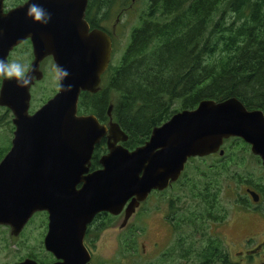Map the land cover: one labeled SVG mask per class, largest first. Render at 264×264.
Listing matches in <instances>:
<instances>
[{
	"label": "water",
	"instance_id": "95a60500",
	"mask_svg": "<svg viewBox=\"0 0 264 264\" xmlns=\"http://www.w3.org/2000/svg\"><path fill=\"white\" fill-rule=\"evenodd\" d=\"M30 3L50 13L48 23L26 16ZM86 6L87 0H25L7 9L0 0V58L7 61L27 39L33 55L27 86L5 77L0 84V106L12 112L14 126L0 160V226L17 236L36 212L45 211L43 244L56 259L50 264H92L83 239L96 215L124 213L126 224L152 191L179 179L189 158L222 155L224 139L244 140L264 166L263 110H249L235 97L204 99L174 113L133 149L123 145L128 135L112 119L111 104L106 123L92 113L80 114L81 92L99 89L112 55L110 35L90 27ZM46 57L56 67L58 88L30 113V88L42 78L39 66ZM102 138L107 151L99 157L100 167L89 171ZM18 264L39 263L25 259Z\"/></svg>",
	"mask_w": 264,
	"mask_h": 264
},
{
	"label": "trees",
	"instance_id": "16d2710c",
	"mask_svg": "<svg viewBox=\"0 0 264 264\" xmlns=\"http://www.w3.org/2000/svg\"><path fill=\"white\" fill-rule=\"evenodd\" d=\"M24 1L4 0V7L9 9ZM136 2L87 0L85 19L91 27L110 34L111 20ZM144 4L119 60L115 64L110 62L102 74L99 89L94 93L81 92L80 114L92 113L106 123L111 104L112 119L128 135L123 145L133 149L145 143L153 127L182 109L195 108L204 99L235 97L248 109L264 110V0H145ZM115 46L112 54L116 52ZM18 49L29 50V66L33 57L30 42H22ZM12 60L8 56V61ZM50 97L33 109L31 96V111ZM2 109L0 120L4 118L12 132V112L6 107ZM9 147L10 142L0 145V160ZM248 148L242 140L232 138L226 141L222 156L190 158V168L184 169L178 180L163 191H152L143 201L154 200L155 211L161 204L171 225L173 242L154 258L157 252H144L136 239L140 232L133 229L120 236L119 253L108 264H238L230 259L223 232L216 224L225 222L229 215L221 203L225 199V185L241 180L259 185L250 175H244L249 173L245 166L247 157L257 167L260 163ZM105 151L102 139L94 148L92 168L99 166L98 159ZM238 199L243 206L247 205ZM116 219L101 212L88 231L99 233ZM46 222L47 213L36 212L29 221V232L39 229L41 224L45 228ZM22 232L16 239L37 241L38 237H27ZM43 235L44 231L39 243L25 244L27 254L35 258L48 255ZM172 251L177 256H172ZM148 255L152 258L147 259Z\"/></svg>",
	"mask_w": 264,
	"mask_h": 264
},
{
	"label": "rangeland",
	"instance_id": "374dc122",
	"mask_svg": "<svg viewBox=\"0 0 264 264\" xmlns=\"http://www.w3.org/2000/svg\"><path fill=\"white\" fill-rule=\"evenodd\" d=\"M144 2L145 0H137L135 6L129 8V10L120 12L117 17L110 22L108 31L112 40V47L116 45V52L112 54L110 62H114L115 64L119 60L121 55L120 51L127 42L128 34L131 28L138 23L139 12L145 8ZM18 46H16V49L13 50L9 56L13 60H19L21 63L27 64L30 55L29 50L18 49ZM40 69L43 72L42 79L40 81L37 80L30 88V94L33 99H31L33 109L40 104L42 99H47L52 96L58 88L56 67L50 57L41 61ZM55 82H57V87ZM39 88L42 89L41 92H38ZM42 93L45 94L41 96L38 102V98ZM3 113L4 110L0 107V117H2ZM3 120L4 118L0 120V145H7L11 139V130L8 125L6 126ZM249 164L248 166L252 168L254 178L257 179V181L258 179L264 180V169L253 165L250 158ZM189 168L190 163L188 161L185 169L188 170ZM245 187L246 184L242 185L240 182H231L230 185H225V189L227 190L223 196L225 199L221 200V203L226 207L229 215L226 222L216 225H218L219 229H221L224 234L226 249L230 259L234 261V263L258 264L260 262L259 259L263 260L264 258L261 257L263 253L257 254V252H255L256 255H254L251 260H248L245 251L256 242L260 243L264 238V221L255 214L244 212L239 206L235 207L236 200L240 195H244L243 192H245ZM259 200H264V197H260ZM154 204V200H147L136 208L126 224L122 225L124 219V213H122L114 223L106 227L104 231L91 234L90 242L92 245L94 244L93 246L89 245L94 248L92 262L94 264H108L109 260L112 261L115 255L119 253L118 238L131 229H136V231L137 229L139 230L140 233H138L136 239L142 249L146 250L147 254L148 252H157L153 255L154 258L158 256L164 248L171 244L174 240L171 232V225L169 226L168 221L165 219L164 209L161 208L155 211L153 210ZM28 225L29 221L24 227V231L27 229ZM31 226L32 223L29 225L28 230L22 232V234L25 233L27 237H38L36 242H33L31 238L25 241L16 239L21 234L13 236L10 233L9 227L0 226V264H16L20 258L27 255L28 249L27 245L25 246L26 243H39V239L41 238L40 233L44 231L43 224L32 233L29 232ZM250 233L254 236L249 245L247 244L248 237H245ZM221 236L223 238V235ZM154 242H159V244L155 245ZM173 252L174 251H172V256H177ZM151 258L152 256H147V259Z\"/></svg>",
	"mask_w": 264,
	"mask_h": 264
},
{
	"label": "flooded vegetation",
	"instance_id": "af4514ba",
	"mask_svg": "<svg viewBox=\"0 0 264 264\" xmlns=\"http://www.w3.org/2000/svg\"><path fill=\"white\" fill-rule=\"evenodd\" d=\"M112 21V20H111ZM89 24V23H88ZM112 24H113V22H112ZM90 25V24H89ZM91 27V26H90ZM91 28H94V27H91ZM25 41H29L30 42V40L29 39H27V40H25ZM30 45H31V43H30ZM14 49V48H13ZM46 58H49V57H46ZM51 58V57H50ZM32 59H33V57H32ZM32 59H31V61H32ZM52 59V58H51ZM31 61H30V63H31ZM248 109V108H247ZM257 108H253V109H251V110H256ZM250 110V109H249ZM259 110H262V109H259ZM30 112H33V111H30ZM263 113H264V110H263ZM101 123H105V122H101ZM13 130H14V127H13ZM13 130H12V132H11V134L13 133ZM103 138H105V137H103ZM102 138V139H103ZM232 138H237V139H240V140H242L241 138H239V137H231V138H228V139H224V141H223V144L221 145V149L223 150V154H224V152H225V146H226V141L227 140H229V139H232ZM101 139V140H102ZM100 140V141H101ZM249 148H248V151H249V154L250 155H254V154H252L251 153V151H250V145L248 144V143H246L244 140H242ZM105 145H106V140H105ZM95 148V147H94ZM94 151V150H93ZM106 151H107V148H106ZM105 151V152H106ZM93 154V153H92ZM104 153H102V155H103ZM213 154H217L218 156H222V155H220L219 154V152H216V153H213ZM213 154H210V155H213ZM210 155H207V156H210ZM207 156H202V157H207ZM254 156H256V155H254ZM258 158H259V160H260V163H259V165H258V167H262L263 169H264V166H263V164H262V160L260 159V157L259 156H257ZM191 158H197V157H191ZM249 158L250 157H247V163H246V168L248 169V171H249V173L248 174H244V175H250L251 176V178L256 182V183H258L259 185L257 186V187H255L254 185H252V184H249V183H247L246 182V180H241L240 181V184H246V187H245V192H243V194L244 195H240L239 196V199L238 200H240V201H242V202H246V206H243L239 201H237L236 200V206L235 207H237V206H239L240 208H242L243 210H244V212H246V213H252V214H255V215H257V216H259L263 221H264V200H259V198L260 197H264L263 195H264V192H262V191H264V180H262V179H258V181H257V179H255L254 178V174H253V171H252V168L251 167H249L248 166V164H249ZM190 159V158H189ZM189 159H188V161H189ZM99 160V159H98ZM250 160H251V162L254 164V163H256L253 159H251L250 158ZM91 161H92V156H91V159H90V167H89V171H93V170H95V169H98L99 167H100V164H99V166H97V167H91ZM188 161H187V163H188ZM98 163H99V161H98ZM186 163V164H187ZM186 164H185V166H186ZM250 165V164H249ZM249 186V187H248ZM250 192H254V194L256 195V196H252L251 194H250ZM255 197L257 198L256 200H255ZM161 208V204L160 205H158L157 206V208L156 209H160ZM157 211V210H156ZM121 215V214H120ZM119 216V215H118ZM118 216H116L117 218H118ZM165 219H166V216H165ZM48 220V219H47ZM167 220V219H166ZM93 221V220H92ZM168 221V220H167ZM226 222V221H225ZM222 223H224V222H222ZM222 223H219V224H222ZM168 224H169V226H170V223H169V221H168ZM93 225V223L91 222L90 224H88V226H87V228H86V232H85V236H84V239H83V241H84V244H85V246L87 247V249L89 250V252H90V262L92 263V264H94L93 262H92V256H93V254H94V248L93 247H90L89 245H92L91 244V242H90V235L91 234H93V232L91 233V232H89L88 231V229L91 227ZM24 229V228H23ZM106 229V228H105ZM105 229H103L102 231H104ZM46 230H47V222H46V227L44 228V234H45V232H46ZM131 230H133V229H131ZM130 230V231H131ZM102 231H100V232H102ZM129 231V232H130ZM135 231V230H134ZM99 232V233H100ZM128 233V232H127ZM264 233V232H263ZM124 234H126V233H124ZM251 234V233H250ZM246 235V237L245 238H247V244H249L250 245V243L252 242L251 240H252V237L254 236L253 234H251V235ZM224 235V234H223ZM44 236V235H43ZM122 238V237H121ZM121 238H118L119 240H121ZM245 238H243V239H245ZM95 243V242H94ZM154 244L155 245H157V244H159V242H154ZM94 245V244H93ZM92 245V246H93ZM224 245H225V238H224ZM44 246V245H43ZM45 248V247H44ZM225 248H226V246H225ZM227 250V249H226ZM46 251V250H45ZM44 251V252H45ZM95 251H96V249H95ZM144 252H146V250H143ZM228 252V251H227ZM255 252H257V254H259V253H263L262 255H261V257H264V238L262 239V241L260 242V243H258V242H256L253 246H251V247H249L246 251H245V254L248 256V260H251L252 259V257L254 256V255H256L255 254ZM46 253H48V255L47 256H43V257H41V258H35V257H33V255H30V254H27L26 256H24V257H22L19 261H18V263L20 262V261H22V260H25V259H34L35 261H37L39 264H50V263H53L56 259H55V257L51 254V252H47L46 251ZM229 254V253H228ZM259 263L258 264H264V258H263V260H261V259H259ZM17 263V264H18Z\"/></svg>",
	"mask_w": 264,
	"mask_h": 264
},
{
	"label": "clouds",
	"instance_id": "9594fccd",
	"mask_svg": "<svg viewBox=\"0 0 264 264\" xmlns=\"http://www.w3.org/2000/svg\"><path fill=\"white\" fill-rule=\"evenodd\" d=\"M26 16L33 18L37 22L48 23L51 18L50 13H47L45 9L37 5L36 3H30ZM29 67L21 63L19 60L6 61L0 58V76L7 79H15L18 87H25L31 81V76L28 75ZM64 75L67 76L68 73L64 70ZM69 88L71 85L68 86Z\"/></svg>",
	"mask_w": 264,
	"mask_h": 264
}]
</instances>
